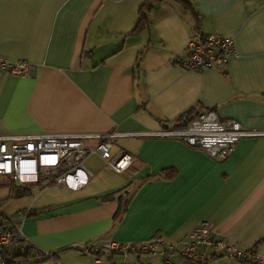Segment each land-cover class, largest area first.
<instances>
[{
  "label": "crops",
  "instance_id": "obj_1",
  "mask_svg": "<svg viewBox=\"0 0 264 264\" xmlns=\"http://www.w3.org/2000/svg\"><path fill=\"white\" fill-rule=\"evenodd\" d=\"M187 1L154 3L147 26L132 33L144 0H0V56L32 66L25 75L0 73V136L131 134L111 149L132 158L121 172L104 170L92 153L83 187L20 192L29 197L19 211L30 209L21 230L36 264H92L80 250L86 242L160 235L179 249L201 222L213 237L264 257V134L239 139L223 160L150 135L194 108L264 132V0ZM192 29L233 36L235 54L221 68H182L174 58ZM137 264L163 262L139 255Z\"/></svg>",
  "mask_w": 264,
  "mask_h": 264
},
{
  "label": "built area",
  "instance_id": "obj_2",
  "mask_svg": "<svg viewBox=\"0 0 264 264\" xmlns=\"http://www.w3.org/2000/svg\"><path fill=\"white\" fill-rule=\"evenodd\" d=\"M235 54L233 36L203 33L192 29L184 48V54L174 62L184 69L205 70L221 68ZM31 64L25 60L10 61L0 56V73L28 74ZM264 134L262 131L243 127L235 120H221L214 110L196 108L176 120L150 133L152 136L177 139L190 148L202 150L213 160L227 158L235 143L243 138ZM130 133H70V134H20L0 136V176H7L15 185L31 183L39 188L50 185L76 190L87 184L91 175L85 166L86 158L94 153L103 162V169L121 172L132 161L120 150L112 155L111 149L117 137ZM94 138V146L88 140ZM30 213L24 209L14 215H6L0 208V264H7L2 253L6 250H30V244L21 230L22 220ZM83 253L91 254L92 264H111L110 254L122 260L117 264H137L139 255L159 254L163 264H175L171 255L181 261L176 264H214L221 260L228 264H264V257L254 249L239 248L224 239L212 236L207 222H201L187 233L182 247L166 242L160 235L140 242L109 240L101 245L86 242L80 245ZM36 251V250H34ZM130 258V259H129ZM23 264V263H19Z\"/></svg>",
  "mask_w": 264,
  "mask_h": 264
},
{
  "label": "trees",
  "instance_id": "obj_3",
  "mask_svg": "<svg viewBox=\"0 0 264 264\" xmlns=\"http://www.w3.org/2000/svg\"><path fill=\"white\" fill-rule=\"evenodd\" d=\"M161 1H163V0H144L143 4L140 7L138 20H137V23H136V25H135L132 33H136L138 31L144 29L147 26V24H148L147 17H146L147 12L150 11V9L154 5V3L161 2ZM172 1H175L177 3H180V4H182L185 7H189L190 6V4H189V2L187 0H172ZM186 113H184V114H186ZM183 115L180 116L176 120L179 124H181V122H182ZM162 173L165 174V177H171L172 174H173L172 170H166V171H163ZM5 177H7V176H5ZM7 178L12 183L13 189L16 190V192L19 193V194H21L20 192H23V190H26L27 187L33 185L31 183H25V184L20 185L21 187L19 189V186L18 185H15L10 180L9 177H7ZM17 189H19V190L22 189V190L19 191ZM126 193H127L126 196L128 197L129 193L128 192H126ZM127 197L126 198L124 197V200H123V198L119 197L120 203H121V199H122V201H126L127 200ZM117 214H118V212L116 213V215L114 216V218L117 216ZM112 255H115V254H113V253L110 254V257ZM2 256L6 260L7 264H19V263H23V264H36L37 263V260H35L33 257L30 258V256L28 255L27 250L24 251V252L23 251H20V250H6V251H4L2 253ZM39 256H41V255H39Z\"/></svg>",
  "mask_w": 264,
  "mask_h": 264
},
{
  "label": "rangeland",
  "instance_id": "obj_4",
  "mask_svg": "<svg viewBox=\"0 0 264 264\" xmlns=\"http://www.w3.org/2000/svg\"><path fill=\"white\" fill-rule=\"evenodd\" d=\"M28 200V194L19 195L9 179L0 176V208L6 215L11 216L19 212Z\"/></svg>",
  "mask_w": 264,
  "mask_h": 264
}]
</instances>
